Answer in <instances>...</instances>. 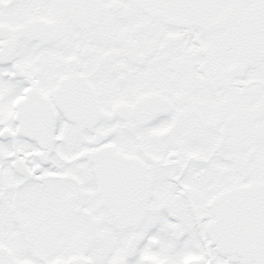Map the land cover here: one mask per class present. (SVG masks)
<instances>
[{"label": "snow or ice", "instance_id": "snow-or-ice-1", "mask_svg": "<svg viewBox=\"0 0 264 264\" xmlns=\"http://www.w3.org/2000/svg\"><path fill=\"white\" fill-rule=\"evenodd\" d=\"M0 264H264V0H0Z\"/></svg>", "mask_w": 264, "mask_h": 264}]
</instances>
